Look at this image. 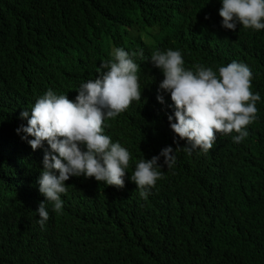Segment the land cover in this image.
Wrapping results in <instances>:
<instances>
[{
  "label": "trees",
  "instance_id": "16d2710c",
  "mask_svg": "<svg viewBox=\"0 0 264 264\" xmlns=\"http://www.w3.org/2000/svg\"><path fill=\"white\" fill-rule=\"evenodd\" d=\"M221 7L222 0H0V264H264V29H225ZM115 47L144 53L134 57L141 101L105 122V134L131 154L125 187L73 176L62 211L48 203L42 228L44 150L17 133L27 125L21 112L49 88L75 100ZM169 48L181 51L186 68L202 64L217 75L243 56L261 96L258 119L240 143L232 134L208 153L175 151V164L143 199L130 179L137 162L175 149L176 140L187 144L170 127L171 96L157 100L164 77L150 63Z\"/></svg>",
  "mask_w": 264,
  "mask_h": 264
},
{
  "label": "clouds",
  "instance_id": "9594fccd",
  "mask_svg": "<svg viewBox=\"0 0 264 264\" xmlns=\"http://www.w3.org/2000/svg\"><path fill=\"white\" fill-rule=\"evenodd\" d=\"M219 15L225 29L235 31L242 25L244 29L262 30L264 0H222ZM137 55L143 57V50L129 53L123 47H115L112 59L101 63L96 78L76 90L75 100L49 88L30 112H21L27 125L17 128V133L24 134L21 139L33 151L44 150L43 169L37 180L39 191L46 198L38 208L42 228L49 219L48 203L53 205L54 212L62 211L61 194L67 192L66 182L73 176L125 187L131 154L105 134V122L118 117L133 101L142 99L140 66L134 60ZM244 61L243 56L230 57V63L220 66L217 75L212 67L202 64L194 65V71L186 68L180 50L169 48L152 53L150 63L164 77L157 100L165 103L161 94L165 91L171 96L175 111L174 116H168L170 127L187 144L181 147L176 140L175 149L168 146L159 155L137 162L130 179L137 185L141 198H148L151 188L163 177L161 169L165 165L173 167L178 149L183 148L189 155L195 149L208 153L217 138H230L233 134V142L240 143L249 136L258 119L256 105L261 96L251 90L253 72Z\"/></svg>",
  "mask_w": 264,
  "mask_h": 264
}]
</instances>
